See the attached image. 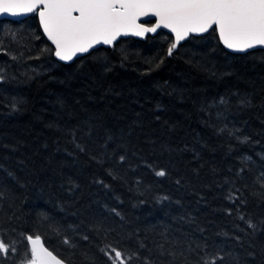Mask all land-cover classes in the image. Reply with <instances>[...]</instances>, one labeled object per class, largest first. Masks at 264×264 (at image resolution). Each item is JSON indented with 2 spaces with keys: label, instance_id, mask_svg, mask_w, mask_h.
I'll list each match as a JSON object with an SVG mask.
<instances>
[{
  "label": "trees",
  "instance_id": "trees-1",
  "mask_svg": "<svg viewBox=\"0 0 264 264\" xmlns=\"http://www.w3.org/2000/svg\"><path fill=\"white\" fill-rule=\"evenodd\" d=\"M8 21L30 34L0 75V264L28 235L67 264H264L263 49L169 55L159 30L60 62Z\"/></svg>",
  "mask_w": 264,
  "mask_h": 264
},
{
  "label": "snow or ice",
  "instance_id": "snow-or-ice-1",
  "mask_svg": "<svg viewBox=\"0 0 264 264\" xmlns=\"http://www.w3.org/2000/svg\"><path fill=\"white\" fill-rule=\"evenodd\" d=\"M4 14L38 16L44 36L54 45L55 57L64 62L97 45L111 46L121 36L143 37L161 28L174 37L169 55L190 35L210 30L235 52L264 47V0H0V15ZM143 17H155V23L148 27L140 22ZM156 175L166 173L161 170ZM26 239L30 257L23 264H65L41 236ZM15 251L0 239V255ZM111 251L112 264H126L124 253L116 248ZM217 259H206L204 264H216Z\"/></svg>",
  "mask_w": 264,
  "mask_h": 264
},
{
  "label": "rangeland",
  "instance_id": "rangeland-1",
  "mask_svg": "<svg viewBox=\"0 0 264 264\" xmlns=\"http://www.w3.org/2000/svg\"><path fill=\"white\" fill-rule=\"evenodd\" d=\"M30 34L29 27L14 25L8 20H0V75L6 73L5 63L11 64L17 49L26 44L25 38Z\"/></svg>",
  "mask_w": 264,
  "mask_h": 264
},
{
  "label": "water",
  "instance_id": "water-1",
  "mask_svg": "<svg viewBox=\"0 0 264 264\" xmlns=\"http://www.w3.org/2000/svg\"><path fill=\"white\" fill-rule=\"evenodd\" d=\"M29 15V14H28ZM28 15H24V16H16V17H14V16H9V15H7V14H4V15H0V20H12V21H18V20H21V19H23V18H25V17H27ZM37 17V21H38V25H39V28H40V31H41V33H42V36L44 37V39L48 42V44L52 47V55H53V57L57 60V61H60V60H58L56 57H55V55H54V51H55V48H54V45H52L51 44V42L47 39V37L46 36H44V34H43V30L41 29V27H40V24H39V18H38V16H36ZM140 22L141 23H144L146 26H148V27H150V26H152L154 23H155V17H143V18H141V20H140ZM159 30H163V31H166L167 33H169L170 35H171V37H172V42L174 41V37H173V35H172V33L171 32H169L167 29H163V28H161V29H158L157 31H159ZM147 34H150V35H152V34H154V33H146L143 37H138V36H132V35H128V36H121V37H119L118 39H120V38H127V37H132V38H137V39H142V38H144ZM192 35H194V36H197V35H202V34H192ZM192 35H190V36H192ZM216 35H217V38H218V40H219V36H218V34L216 33ZM171 42V43H172ZM183 42V41H182ZM220 42V41H219ZM221 43V42H220ZM221 45L224 47V45L221 43ZM99 46H103V47H106V46H108V45H97L96 47H99ZM95 47V48H96ZM225 48V47H224ZM256 48H261V49H263L264 50V47H260V46H258V47H256ZM227 51H229V52H234V53H243V52H235V51H232L231 49H227V48H225ZM255 49V48H254ZM250 50H252V49H250ZM86 54V53H85ZM81 55H84V54H80V55H78V56H81ZM77 56V57H78ZM60 62H64V61H60ZM69 62V61H68ZM26 241H27V239H26ZM28 244V243H27ZM29 247V246H28ZM59 258V257H58ZM65 264H67L66 262H65Z\"/></svg>",
  "mask_w": 264,
  "mask_h": 264
}]
</instances>
